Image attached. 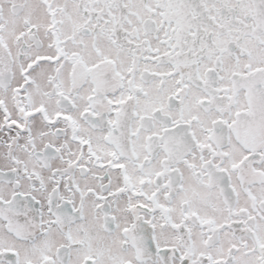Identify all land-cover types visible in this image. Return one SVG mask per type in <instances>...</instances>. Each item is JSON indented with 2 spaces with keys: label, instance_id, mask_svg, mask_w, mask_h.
Returning a JSON list of instances; mask_svg holds the SVG:
<instances>
[{
  "label": "snow or ice",
  "instance_id": "snow-or-ice-1",
  "mask_svg": "<svg viewBox=\"0 0 264 264\" xmlns=\"http://www.w3.org/2000/svg\"><path fill=\"white\" fill-rule=\"evenodd\" d=\"M0 264H264V0H0Z\"/></svg>",
  "mask_w": 264,
  "mask_h": 264
}]
</instances>
